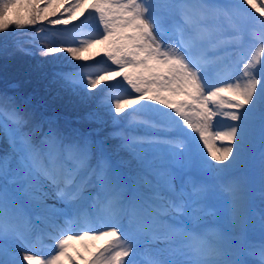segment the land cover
I'll return each mask as SVG.
<instances>
[{
	"label": "snow or ice",
	"instance_id": "6c2138e0",
	"mask_svg": "<svg viewBox=\"0 0 264 264\" xmlns=\"http://www.w3.org/2000/svg\"><path fill=\"white\" fill-rule=\"evenodd\" d=\"M81 16L78 43L40 54L115 67L0 92V264H264L244 240L264 233V0H0V33Z\"/></svg>",
	"mask_w": 264,
	"mask_h": 264
},
{
	"label": "trees",
	"instance_id": "16d2710c",
	"mask_svg": "<svg viewBox=\"0 0 264 264\" xmlns=\"http://www.w3.org/2000/svg\"><path fill=\"white\" fill-rule=\"evenodd\" d=\"M14 15L15 10L10 18H14ZM56 18L58 17H50V19ZM47 24L45 21L42 24L26 26L23 29L10 28L8 32L0 33V92L7 91L9 94L17 93L24 97L35 96L38 98L43 94L45 83L40 78L42 72L48 73L49 76L54 70L68 72L84 62L74 60L67 53L46 56L40 54V48L56 46L46 41ZM39 28H44L45 31L33 36V33ZM18 45L29 49V52L21 51ZM97 52L101 51L94 50L88 55L95 56ZM99 58L100 56H95V59L89 61L90 63L96 62ZM13 85L17 87L14 88ZM102 86H99L95 91L99 92ZM58 112L71 118L81 113V111H73L71 107H60Z\"/></svg>",
	"mask_w": 264,
	"mask_h": 264
},
{
	"label": "rangeland",
	"instance_id": "374dc122",
	"mask_svg": "<svg viewBox=\"0 0 264 264\" xmlns=\"http://www.w3.org/2000/svg\"><path fill=\"white\" fill-rule=\"evenodd\" d=\"M88 2H89V4H91V2H92V0H88ZM246 8H248V10L249 11H251L254 15H257L258 16V13H255V10L254 9H252L250 6H245ZM87 14H85V16H86ZM81 18V20H84L85 19V17H83V16H81L80 17ZM74 24H75V22H74V20L72 21V22H70L68 25H62L63 27H73L74 26ZM54 38L56 39V37L54 36ZM99 48H101V46H97V47H94V48H92L91 50H89V51H86V52H84L83 54H84V56L85 57H89V55L88 54H90V52L91 51H94V50H98ZM102 56V55H101ZM103 59V57L101 58V60ZM84 62H89V60L87 61V60H85ZM84 62H82V63H84ZM108 66H111V67H115L114 65H110V62H109V64L108 65H102L101 67H108ZM114 83V82H113ZM143 103V102H142ZM128 111H131V109H129ZM79 115H83V112L81 111V113L79 114ZM122 115H127V112L126 113H123ZM92 127H94V125L92 126ZM114 127L115 126H113V125H109L105 130H109V131H113V129H114ZM114 142H115V144L117 143V141L116 140H114ZM112 143V142H111ZM109 146L111 145V144H108ZM260 149H261V145H260V141H259V137L257 136V140H256V144H255V147H254V153H255V155H254V157L256 156V154H258L259 152H260ZM259 150V151H258ZM258 151V152H257ZM3 156V155H2ZM251 166H253L252 165V162L248 165V167H247V169H246V172H247V174L251 177V172H250V170H249V168L251 167ZM256 167H257V169H254V170H252V172L254 171L255 172V174L256 175H258V169H259V160H258V162H257V164H256ZM252 179V178H251ZM257 179H258V183L256 184V188L257 189H259V176H257ZM256 200H257V205H256V209H257V213H258V211H259V206H260V199H259V196L256 198ZM253 232V238H254V245H258L261 241H264V233H262L261 231H260V229L257 227V228H254V231H252ZM93 243H95V245L98 243V241H96V242H93ZM105 242L102 240V244L101 245H103ZM9 247H11V248H15L16 246L15 245H9ZM75 247L76 248H78L82 253H84V249L81 247V245L79 244V243H77L76 245H75ZM96 247H97V245H96ZM143 248L141 249V252L143 253ZM85 255H87V253H84ZM73 255H75V252H73ZM139 258H143L142 256L141 257H139Z\"/></svg>",
	"mask_w": 264,
	"mask_h": 264
},
{
	"label": "bare ground",
	"instance_id": "6f19581e",
	"mask_svg": "<svg viewBox=\"0 0 264 264\" xmlns=\"http://www.w3.org/2000/svg\"><path fill=\"white\" fill-rule=\"evenodd\" d=\"M246 239V235L244 236V240ZM246 244V243H245ZM258 247V246H257Z\"/></svg>",
	"mask_w": 264,
	"mask_h": 264
}]
</instances>
